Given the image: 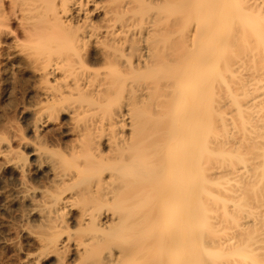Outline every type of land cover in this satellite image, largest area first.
Returning <instances> with one entry per match:
<instances>
[{"label":"bare ground","instance_id":"bare-ground-1","mask_svg":"<svg viewBox=\"0 0 264 264\" xmlns=\"http://www.w3.org/2000/svg\"><path fill=\"white\" fill-rule=\"evenodd\" d=\"M15 84L16 264H264V0H0Z\"/></svg>","mask_w":264,"mask_h":264},{"label":"rangeland","instance_id":"rangeland-1","mask_svg":"<svg viewBox=\"0 0 264 264\" xmlns=\"http://www.w3.org/2000/svg\"><path fill=\"white\" fill-rule=\"evenodd\" d=\"M14 28L17 24L12 22ZM24 102V92L17 85H13L8 91V99L0 100V128L8 125L5 133L18 134L27 137V130L23 124L21 109ZM16 186L14 178L4 170L0 161V264H16L17 256L14 252L6 251L7 247L23 248L21 232L27 225L21 220V211L10 207L9 201Z\"/></svg>","mask_w":264,"mask_h":264}]
</instances>
